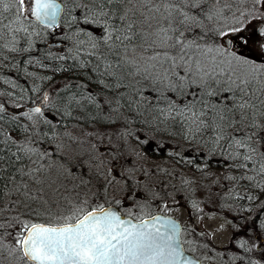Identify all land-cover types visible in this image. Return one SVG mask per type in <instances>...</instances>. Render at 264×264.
Masks as SVG:
<instances>
[{"label":"snow or ice","instance_id":"1","mask_svg":"<svg viewBox=\"0 0 264 264\" xmlns=\"http://www.w3.org/2000/svg\"><path fill=\"white\" fill-rule=\"evenodd\" d=\"M0 84V264H264V0H0Z\"/></svg>","mask_w":264,"mask_h":264},{"label":"rangeland","instance_id":"2","mask_svg":"<svg viewBox=\"0 0 264 264\" xmlns=\"http://www.w3.org/2000/svg\"><path fill=\"white\" fill-rule=\"evenodd\" d=\"M171 215L174 216L177 220H179L181 223H185L188 220V211L184 208H181L177 212L171 213ZM198 227H204L203 225H199ZM226 242V235L224 237L218 238L215 243L217 247H221L223 243Z\"/></svg>","mask_w":264,"mask_h":264},{"label":"trees","instance_id":"3","mask_svg":"<svg viewBox=\"0 0 264 264\" xmlns=\"http://www.w3.org/2000/svg\"><path fill=\"white\" fill-rule=\"evenodd\" d=\"M3 87H5L3 84H0V88H3Z\"/></svg>","mask_w":264,"mask_h":264},{"label":"water","instance_id":"4","mask_svg":"<svg viewBox=\"0 0 264 264\" xmlns=\"http://www.w3.org/2000/svg\"><path fill=\"white\" fill-rule=\"evenodd\" d=\"M190 254V253H189Z\"/></svg>","mask_w":264,"mask_h":264}]
</instances>
